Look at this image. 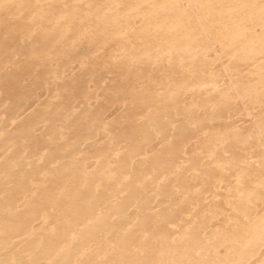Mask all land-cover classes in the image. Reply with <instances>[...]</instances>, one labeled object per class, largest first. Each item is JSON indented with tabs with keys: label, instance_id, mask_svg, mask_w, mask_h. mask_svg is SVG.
Listing matches in <instances>:
<instances>
[{
	"label": "bare ground",
	"instance_id": "6f19581e",
	"mask_svg": "<svg viewBox=\"0 0 264 264\" xmlns=\"http://www.w3.org/2000/svg\"><path fill=\"white\" fill-rule=\"evenodd\" d=\"M189 2L231 0H0V75L6 58L17 60L27 45L29 57L34 49L47 54L61 85H46L27 112L0 92V258L19 250L33 264H264L258 137L247 148L233 141L226 155L215 138L241 113L247 125L249 111L235 102L212 107L236 89L259 93L260 30L234 39L224 23L207 25L212 47L201 20L182 11L125 7L111 13L106 35L93 38L99 20L63 10L66 3ZM214 15L228 19L226 11ZM85 54L89 67L82 68ZM238 207L252 218L247 229L229 224Z\"/></svg>",
	"mask_w": 264,
	"mask_h": 264
},
{
	"label": "clouds",
	"instance_id": "9594fccd",
	"mask_svg": "<svg viewBox=\"0 0 264 264\" xmlns=\"http://www.w3.org/2000/svg\"><path fill=\"white\" fill-rule=\"evenodd\" d=\"M247 6H241L239 3H235L234 0L226 3L230 7H225L222 11L227 15H230L232 19L237 22H242L243 25L248 29V32H256L257 29L260 32H264V19H262V13L259 7L260 0H245ZM63 5L64 12L71 17L74 13L81 16H89L94 17L96 20H99L100 23L96 25V27L92 30L93 38L97 36H104L108 33V29L110 27V21L112 19L111 13H115L116 10L123 9L125 7H134L135 11L139 13H146L148 9L153 10H172V11H182V9L172 8V7H163L159 4H149L142 5L137 4L135 6L132 5H121V7H116V5L111 4H101V5H91V7L87 6V4L74 7L73 5L67 4ZM48 9L53 11H57L53 5L49 4L45 6ZM85 9H88L85 12ZM95 9L93 12L92 10ZM185 13V12H184ZM17 56V60L13 61L11 56L7 59L8 64L4 66L3 74L0 75V92H2L7 99L12 102L13 106L19 107L22 111L27 112L29 108L32 107L38 100H40L43 95V91L45 86L47 85L49 90L53 86L59 88L60 84L55 83V81L59 80L60 73L58 70L50 68L48 60L45 58L40 59H31L27 53V45L24 48L18 47V50L14 53ZM107 55V53H105ZM55 63V61H52ZM18 64H22V70L18 72H12L11 66H16ZM27 101L25 103L24 101ZM256 104L250 105L252 108L251 119H249V115L247 116V125L241 127L244 124V114L241 113L240 123L236 126L241 127L245 132H249L253 130V122L258 121L260 113ZM105 115H109L107 110H104ZM251 129V130H249ZM258 136V133H257ZM250 215V214H249ZM251 217V216H250ZM251 223V220L248 221V225ZM247 229V227H242ZM255 241H249V243H253ZM259 244L264 247V237L259 236ZM243 247H247L244 245ZM191 251L195 252L196 256H200L201 252L196 251L193 248ZM203 251V249H201ZM199 253V255H197ZM9 255H11V259L7 256L4 258H0V264H6L7 261L15 260L17 264L24 261L22 255L19 250L10 251ZM234 262V264H247V262L243 259L240 260H229ZM153 260H144L142 262H137V264H154ZM201 260L189 259L187 261H173L171 264H200ZM211 262V260H209Z\"/></svg>",
	"mask_w": 264,
	"mask_h": 264
},
{
	"label": "snow or ice",
	"instance_id": "6c2138e0",
	"mask_svg": "<svg viewBox=\"0 0 264 264\" xmlns=\"http://www.w3.org/2000/svg\"><path fill=\"white\" fill-rule=\"evenodd\" d=\"M235 3H239L241 6H247L245 3V0H234ZM65 6H67L65 4ZM87 6L91 7V4H87ZM163 7H172L177 9H182L185 14L189 16V18H196L198 20H201V29H202V35L205 40L211 45L212 47L216 46L217 40L214 39V29L207 27V25H216L217 23H224L225 27L229 28L232 36L234 39H239L242 37L243 33L247 32L248 29L243 25L242 22H237L236 20L232 19L230 15H227L228 19L227 21H217L215 18L214 13L219 11L223 13V9L225 7H230L228 5H225L223 3L217 4V3H203V2H189L187 4L185 3H171V4H164ZM116 7H121V5L117 4ZM259 7L262 13V19H264V0H260ZM199 10H205L207 11L208 15L206 18H201L197 15ZM262 35V42H264V32L261 33ZM220 47H226L225 43L223 41H220ZM219 52V48L216 49ZM46 53H43L42 51L34 49L31 53L30 58L31 59H40V58H46ZM66 55H71L70 53ZM261 55L264 56V47L261 48ZM90 58L85 54L84 60L81 61V67L87 68L89 67V64L87 63ZM227 87V86H226ZM114 93L119 96V90H113ZM233 102L236 104H241L245 106L246 109L249 111V119H251V112L252 108L250 105L258 103L259 108L258 111L260 113L258 121L253 122V130L249 132H245L241 127L234 126L227 130H222L220 134L215 138V144L217 148H223L224 153L227 155L229 154L230 147L232 145V142L235 141L237 144L241 145L242 147H251L253 145V142L257 140L260 146V160L262 165H264V80H262L261 87L259 93H255V91L251 88L245 89L244 91H241L239 89H236L234 91H230L229 93L225 94L221 97L220 101H214L213 102V109L215 110L217 107H223L225 105L230 106ZM127 116V114H125ZM143 118V117H141ZM192 128L196 129L197 132H203L204 129L198 125L193 124L191 125ZM159 131V130H157ZM183 131H188L187 128L183 129ZM258 133V136H257ZM207 135V132L204 133ZM51 139V138H50ZM165 141H167V136L164 137ZM233 179L236 182V185L240 188L244 186V179L242 175H236L233 177ZM259 197H260V203L261 208L259 211V227L261 231L262 237H264V179L261 180L259 184ZM237 215L235 217L229 218V224H234L237 228L240 227H247L248 221L252 218L249 215L248 210L242 209V208H236ZM199 255V253H197ZM6 264H17L15 260L7 261ZM20 264H33L31 261H22ZM76 264H87L86 261H77ZM154 264H166V262L163 261H156ZM200 264H234V262L229 261L227 259L224 260H218V261H201Z\"/></svg>",
	"mask_w": 264,
	"mask_h": 264
}]
</instances>
